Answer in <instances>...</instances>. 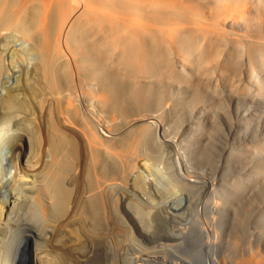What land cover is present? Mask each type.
Masks as SVG:
<instances>
[{"label": "bare ground", "instance_id": "1", "mask_svg": "<svg viewBox=\"0 0 264 264\" xmlns=\"http://www.w3.org/2000/svg\"><path fill=\"white\" fill-rule=\"evenodd\" d=\"M259 94L264 0H0V264H264Z\"/></svg>", "mask_w": 264, "mask_h": 264}, {"label": "rangeland", "instance_id": "2", "mask_svg": "<svg viewBox=\"0 0 264 264\" xmlns=\"http://www.w3.org/2000/svg\"><path fill=\"white\" fill-rule=\"evenodd\" d=\"M241 75H243L245 73V70H240ZM210 77V76H209ZM208 76H206L205 79L203 80V83L207 84V85H211L212 83V79L211 77L209 78ZM209 78V79H208ZM205 81V82H204ZM235 82V81H234ZM211 83V84H210ZM246 84V81H240V82H235V88L237 90V94L240 95V97H244L248 95V91H246V89H244L243 85ZM251 93H258V90L255 89L254 87H252ZM260 98H261V102L264 100V94H259ZM255 110L257 113H259L262 118H260V122L258 123L259 125H257V123H254V127L251 126L250 128V140L247 142V146H245L244 148H242V153L244 154L242 157H240L239 161L241 162L243 160V167L245 166L246 162L251 161L250 167L252 168V173L254 175H252L253 177H251V184L258 186L257 190L259 191L260 189L264 190V171L262 173L257 174L256 172L258 171V166L256 164V160L254 158H252V156H257V153L260 154V152L263 151V147H264V105L260 104L258 107H256ZM225 130V129H224ZM238 138V136L234 137V144H233V139L230 136H227L225 134L222 133V142H220V144H222L223 146H218L217 150H218V155H222L224 156L225 153L227 152V150H225V148H232V145L238 144L239 142L236 140ZM263 141V143H262ZM258 143V144H257ZM262 143V144H261ZM256 145L258 146V148L256 147ZM261 145H263V147L261 148ZM224 147V148H222ZM261 148V150H260ZM258 149V151H257ZM255 160V161H253ZM257 167V169H256ZM256 169V172L253 171ZM238 173H248V168L244 167V169L242 168L241 170H237ZM236 177V176H235ZM261 182V184H259ZM263 183V185H262ZM260 186V187H259ZM29 257V256H28ZM29 259V258H28ZM29 263V260L27 261ZM26 262V264H28ZM108 264H110L111 262H107ZM60 264H66L65 261L61 260Z\"/></svg>", "mask_w": 264, "mask_h": 264}]
</instances>
